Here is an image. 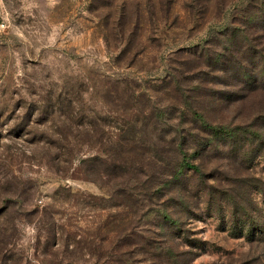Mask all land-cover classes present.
Masks as SVG:
<instances>
[{"label":"rangeland","instance_id":"rangeland-1","mask_svg":"<svg viewBox=\"0 0 264 264\" xmlns=\"http://www.w3.org/2000/svg\"><path fill=\"white\" fill-rule=\"evenodd\" d=\"M244 7L0 0V264H264L260 98L213 100L238 87L199 57ZM197 113L252 127L208 148ZM181 136L201 172L176 184Z\"/></svg>","mask_w":264,"mask_h":264},{"label":"trees","instance_id":"trees-1","mask_svg":"<svg viewBox=\"0 0 264 264\" xmlns=\"http://www.w3.org/2000/svg\"><path fill=\"white\" fill-rule=\"evenodd\" d=\"M256 2L257 13L249 12L245 7L242 9L244 11L243 16L247 20L243 24L248 28H244L245 26L223 28L226 29L220 33L223 40L216 42L220 50H212L211 53L210 48L212 46L204 47L200 49L199 57L215 73L210 80L212 84L221 82L238 87L237 90H227L226 92L211 89L209 95L213 100L222 99L226 101L237 95L240 98L243 95L242 92H245L247 96L251 95L249 97L260 98L258 99L256 112H264V49H258L254 45V42L261 37V35L256 34L257 29L264 31V0H256ZM251 29L253 33L248 34ZM228 32H230L229 35ZM214 41L210 39V41H207L206 46L209 43L213 45ZM240 91H242L241 94H239ZM218 94L221 96H218ZM217 96L218 98H214ZM193 117L207 135L206 145L208 148H217L218 145L226 146L228 143L233 144L238 137L237 131H245V129L252 127L249 122L234 125L223 122L211 123L200 113L194 114ZM257 118L264 120V115H258ZM187 141L188 139L185 136L177 139L176 146L171 150L174 154V157H172L173 165L169 166L168 170L164 168L167 172L169 171V174H167L171 176L172 181H175L176 184L181 181L184 169L193 170L195 174L201 172L197 165H193L187 160V151L184 149ZM167 165L170 164L167 163ZM161 216L166 224L174 225L176 223V220H173L164 211L161 212Z\"/></svg>","mask_w":264,"mask_h":264}]
</instances>
